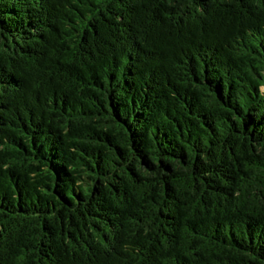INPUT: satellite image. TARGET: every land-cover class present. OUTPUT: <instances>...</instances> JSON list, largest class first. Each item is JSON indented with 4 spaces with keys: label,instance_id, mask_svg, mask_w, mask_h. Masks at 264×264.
Segmentation results:
<instances>
[{
    "label": "trees",
    "instance_id": "16d2710c",
    "mask_svg": "<svg viewBox=\"0 0 264 264\" xmlns=\"http://www.w3.org/2000/svg\"><path fill=\"white\" fill-rule=\"evenodd\" d=\"M0 264H264V0H0Z\"/></svg>",
    "mask_w": 264,
    "mask_h": 264
}]
</instances>
